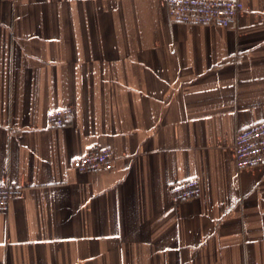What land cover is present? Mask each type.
Segmentation results:
<instances>
[{"label":"crops","instance_id":"obj_1","mask_svg":"<svg viewBox=\"0 0 264 264\" xmlns=\"http://www.w3.org/2000/svg\"><path fill=\"white\" fill-rule=\"evenodd\" d=\"M240 1L232 28L165 0H0V264H264V164L233 147L264 121V0ZM95 143L113 168L71 167Z\"/></svg>","mask_w":264,"mask_h":264},{"label":"built area","instance_id":"obj_2","mask_svg":"<svg viewBox=\"0 0 264 264\" xmlns=\"http://www.w3.org/2000/svg\"><path fill=\"white\" fill-rule=\"evenodd\" d=\"M171 21L214 25L220 27H237L238 14L244 9L240 0H165ZM69 108L51 114L50 125H61ZM235 163L240 168L264 164V121H257L237 131L234 138ZM114 156L109 147L91 144L85 152L75 157L71 167L78 171H108L113 168ZM15 186L0 182V211H7ZM201 192L196 177L172 183L168 194L172 201L179 202L192 199Z\"/></svg>","mask_w":264,"mask_h":264}]
</instances>
